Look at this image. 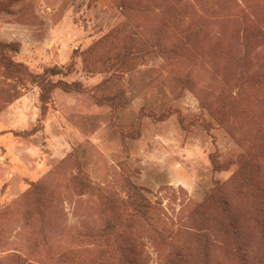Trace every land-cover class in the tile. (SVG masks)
<instances>
[{"label": "rangeland", "instance_id": "374dc122", "mask_svg": "<svg viewBox=\"0 0 264 264\" xmlns=\"http://www.w3.org/2000/svg\"><path fill=\"white\" fill-rule=\"evenodd\" d=\"M263 209L264 0H0V264H264Z\"/></svg>", "mask_w": 264, "mask_h": 264}, {"label": "trees", "instance_id": "16d2710c", "mask_svg": "<svg viewBox=\"0 0 264 264\" xmlns=\"http://www.w3.org/2000/svg\"><path fill=\"white\" fill-rule=\"evenodd\" d=\"M51 72L52 74H58V70L57 69H51ZM60 85H65L66 83H64L63 81H60L59 83ZM67 86V85H65ZM45 89V90H44ZM43 89V100L45 101L46 98L48 97V92H49V88H48V85H47V88H44ZM212 162H213V166L215 168L216 171H221L223 170L221 165L218 163V159L216 156H212ZM226 203V215H225V218L226 219H229L231 220V222L235 225V226H239L240 227V220L238 218V216L230 209V207H228L227 205V202ZM259 216L258 218L256 219V223L259 227V231H260V234H261V237H262V240L264 242V209L259 212ZM118 226L116 224H114V218H111V220L108 222V226L107 228L108 231L105 233L106 236H115V238H118V239H126L128 242L129 241H133L134 242V245L131 246V248H126L124 249L125 250V256L126 257H129L128 258V262L127 264H143L142 262V250H139L140 247H139V244L137 242V238L134 236V235H129V234H125V233H120L118 230L115 231L114 228ZM243 233L239 232V231H236V230H233L231 232H228V236L229 238H231L232 240H239L240 236L242 235ZM232 255L234 256H237L240 258V260H242L241 262L243 264H251L247 261V254L246 253H242L240 251V249H237V248H234L232 249ZM198 253H195V251L193 249H190V248H187L185 250H178L176 253H175V260L176 261H173L172 263L173 264H195V263H192V259H194L196 257ZM203 264H208V263H203Z\"/></svg>", "mask_w": 264, "mask_h": 264}]
</instances>
